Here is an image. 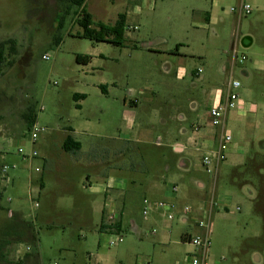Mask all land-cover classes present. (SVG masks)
Returning <instances> with one entry per match:
<instances>
[{
	"label": "rangeland",
	"instance_id": "rangeland-1",
	"mask_svg": "<svg viewBox=\"0 0 264 264\" xmlns=\"http://www.w3.org/2000/svg\"><path fill=\"white\" fill-rule=\"evenodd\" d=\"M242 2L252 12L240 17L231 8ZM135 7L129 44L121 48L78 38L80 10L67 0H0V44L13 40L17 50L10 53L7 46L0 68V238L9 242L0 264H187L194 247L182 243L185 231L200 238L209 233L207 264H264V151L253 166L244 165L250 145L235 115L226 133L233 138L230 147L239 150L227 152L218 167L214 162L212 173L202 164L206 151L186 139L195 125H207L215 95L227 96L234 80L241 83L239 103L264 105V0H89L86 10L95 22H113ZM78 54L90 56V65L78 64ZM242 57L247 59L240 62ZM75 94L87 99L76 101ZM33 119L43 129L36 142ZM70 126L85 150H109L118 138L135 143L123 162L142 167L124 175L129 184L120 245L93 231L97 219L81 195L62 193L58 184L52 186L54 200L38 195L35 170L45 145L63 138ZM256 136L264 137V127ZM180 140L188 143L183 155ZM21 147L38 157L24 160ZM183 157L190 161L186 169ZM4 165L15 168L4 174ZM86 173L76 170L61 182L89 194L82 189ZM145 198L175 201L179 212L172 221L165 212L145 217ZM205 204L209 229H197L192 219L183 223L185 205ZM132 220L141 234L129 228Z\"/></svg>",
	"mask_w": 264,
	"mask_h": 264
},
{
	"label": "crops",
	"instance_id": "crops-1",
	"mask_svg": "<svg viewBox=\"0 0 264 264\" xmlns=\"http://www.w3.org/2000/svg\"><path fill=\"white\" fill-rule=\"evenodd\" d=\"M88 1L89 0L86 1V8ZM112 1L115 2L116 0H112ZM217 6H218V2H214L213 7L215 8ZM138 10H139L138 7H135L133 14H130L128 12L120 13V14H125L126 26L131 25L132 16L134 14H137ZM120 14H118V16ZM118 16L113 22H103V23L114 24L117 21ZM207 19H209V16L207 17ZM93 20H94V16H93ZM97 22H102V21H97ZM133 27H137V26H133ZM128 44L129 42H127L125 47H127ZM133 48L135 50H138L140 47L138 45H134ZM146 48L147 50L152 51V49L149 46H147ZM174 54L178 55V50H176V52L173 53V55ZM99 57H102V55H99ZM91 62H92V58H91ZM90 63L85 66L90 65ZM198 72L199 70L196 73H194V75L198 76L199 74ZM101 88H103L104 91H102ZM100 89L104 94L108 93L107 86H101ZM231 92L232 89L229 86V92L227 96H225L224 94H216L210 109L220 103L225 102L227 100L228 95ZM75 95H77L76 99L74 98L76 101H80V100L84 101L87 99L86 94H75ZM81 95H84L85 97H81ZM131 104L132 106L137 105L136 102H131ZM76 108L82 109L81 105L79 104L76 105ZM231 115H235L236 117L239 118L240 124L237 126H242V135L245 139V144L250 145L249 157H251L252 155L256 156V154L263 152L264 137L262 136L260 139H258L256 136V130L264 127L263 116H262L264 115V105L251 103V102H240L238 104V107L236 108V112L234 114H231L230 111L227 114L224 125L217 128H212L211 117L209 116V112H208V120L206 123L207 125L202 127L200 125H195L193 136L186 138L188 143L194 144L195 146L199 145L202 147L204 151L213 148L215 149L218 148L220 142L222 141V136L226 132L228 122L231 119ZM257 115H261L262 118L259 122L257 121ZM246 116H250V119H248L247 123L244 125L243 121ZM236 121H238V119ZM86 123L88 122L86 121ZM77 132L78 131L75 127L70 126L68 127L67 133H65L63 138H61L60 140H55L54 142L50 138L49 140L50 142L48 141L47 144L45 145L44 153L40 157L42 161L41 170L39 172L35 170L39 174L38 179H36L38 180L37 182L39 183L38 195L39 197H41V194L45 193L46 198H48L50 201L54 200L56 197L55 196L56 190L55 188L52 187L53 184H58L62 188L61 189L62 193L68 192L71 195L74 194L81 195V199L84 201V203H86L89 206L93 217L97 219L96 226L93 228V231L103 235L109 234L110 235L109 243H110L114 239V234H121L123 231L126 230V224L123 215L125 213V198H126L125 192L128 187L129 181L127 178H125L124 175L128 172L130 173V172L138 171L139 168L142 167V165L129 166L127 163L123 162V158L126 157L127 154H129L130 146L134 145L135 143L130 142L129 140L118 138L115 139L116 141V143L114 144L115 147H111L109 150L104 148L101 149L98 145L96 146L94 145L92 146L91 149L85 150L82 142L77 138ZM68 136H71L75 141L80 143L81 148L79 151L75 153H71V152H66L63 149V144ZM177 140L178 139L176 138L173 144V149L175 152L177 150L175 144ZM180 142H181L179 144L181 147L180 154L183 155L186 153L188 143L187 142L185 143L184 141L182 142V140H180ZM158 145L163 146L162 140L158 142ZM240 145L242 146L244 145V143ZM237 150H239V148L237 147V145H235L234 148L230 147L228 152L229 151L235 152ZM182 162L187 164L185 169L188 167V164H190V161L184 157ZM215 163L217 167L222 164V162H215ZM79 169H83L87 171V173L84 175L85 182L83 183L82 189H86L89 194L83 195L79 191H77L76 187L74 186L70 187L65 183V181L61 182V180L64 178L72 179L74 177L73 176L74 171ZM34 180L35 179L31 177L32 183H34ZM199 185L200 187L202 186L201 188H205L203 182H199ZM145 200H151V199L145 198L144 201ZM213 201L216 202L215 205L217 209L222 208L221 204H219L215 199H213ZM164 202H167L168 204H174L176 206V213L179 212L178 206L175 201H164ZM194 207L197 208L198 206H194ZM181 213H182V209H181ZM111 215H115L116 224L114 225L113 228L108 229L107 220ZM181 219L183 223H189L192 221L191 216H182ZM118 221H119V229L117 227ZM129 228L137 232L138 234L142 233V226L135 220L131 221ZM196 228L198 229V227ZM190 237H196V236L188 231L183 232L181 234L182 243L189 244L188 242H186V240ZM123 242L124 239L122 242L117 243L116 245H120ZM197 251L198 250L194 247L192 250H189L187 254L195 253Z\"/></svg>",
	"mask_w": 264,
	"mask_h": 264
},
{
	"label": "built area",
	"instance_id": "built-area-1",
	"mask_svg": "<svg viewBox=\"0 0 264 264\" xmlns=\"http://www.w3.org/2000/svg\"><path fill=\"white\" fill-rule=\"evenodd\" d=\"M233 13H237L240 17L249 15L252 12L251 7L242 2L237 8H231ZM130 26H126V30H131ZM137 29V27H135ZM44 59L49 60V56H43ZM247 58L242 57L240 62H244ZM198 73H201L199 70ZM232 92L228 95L227 100L223 103H220L214 107H212L209 111V116L211 117V124L213 127L217 128L224 125L225 119L227 114L236 109L239 104V95L235 92L241 87V83L239 81H232L229 83ZM43 131L41 127L37 124L32 126L31 130V140L32 142H36L39 134ZM233 142V138L230 134L224 133L222 136L221 144L216 149L207 150L202 158V164L206 172L211 173V165L214 162H222L226 158V153L228 152L231 144ZM19 154L21 157L26 160L29 158L38 157L37 151L33 150L29 153L25 151L24 148H19ZM15 168V165L9 166L4 165L2 167V172L6 174L9 169ZM41 170L40 167L36 168V171L39 172ZM177 188H173V191H176ZM165 209H167L165 211ZM239 210V208H238ZM165 212L167 218L172 221L175 219L176 216V206L174 204H168L164 201H151L145 200L144 201V209L143 214L144 216H148L150 212ZM182 216H191V219L194 221L197 227L199 228H207L209 229L210 226V216L211 213L205 204V208L201 209L200 206L197 208L191 205H185L182 209ZM198 217V218H195ZM116 224V217L115 215H111L107 220L108 229L113 228ZM123 241V237L121 234H114V239L110 242L111 245H116ZM189 244L194 246L198 251L195 253L188 254L186 257L187 264H207L208 253L211 247L209 233L206 234L203 238L200 237H190L186 240ZM55 264V263H54Z\"/></svg>",
	"mask_w": 264,
	"mask_h": 264
},
{
	"label": "trees",
	"instance_id": "trees-1",
	"mask_svg": "<svg viewBox=\"0 0 264 264\" xmlns=\"http://www.w3.org/2000/svg\"><path fill=\"white\" fill-rule=\"evenodd\" d=\"M63 1V0H59ZM70 5L77 6L80 10V13L77 17V23L82 28V32L78 33L76 36L81 39H87L96 43H109L115 47H125L128 39L126 38V23H125V14H120L117 21L114 24H106L103 22L95 23L93 20L92 14L86 10V1L87 0H67ZM59 19V17H58ZM63 20H60L59 26H61ZM10 44V46H8ZM10 50V53H16V46L13 40L5 41L0 44V68L6 59V48ZM178 50V47H177ZM76 62L78 64L87 65L91 62V58L87 55H76ZM0 70V75H1ZM104 91L103 88H101ZM77 95L74 96L76 99ZM81 97H85L81 95ZM35 119L31 120V127L34 125ZM81 145L79 142L75 141L71 136H68L63 144V149L66 152L75 153L79 151ZM255 156L252 155L248 158L247 162L244 165H249L250 163L253 166ZM232 180H235V177H232ZM117 227L119 229V221L117 222ZM184 239V238H183ZM8 241L2 240L0 238V258L5 255V245L8 244Z\"/></svg>",
	"mask_w": 264,
	"mask_h": 264
}]
</instances>
